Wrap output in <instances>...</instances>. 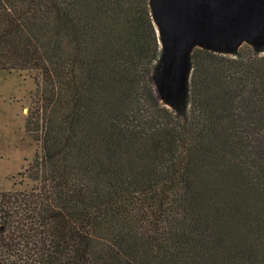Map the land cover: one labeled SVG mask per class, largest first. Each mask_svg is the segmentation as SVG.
I'll return each instance as SVG.
<instances>
[{
	"label": "trees",
	"instance_id": "1",
	"mask_svg": "<svg viewBox=\"0 0 264 264\" xmlns=\"http://www.w3.org/2000/svg\"><path fill=\"white\" fill-rule=\"evenodd\" d=\"M153 11L0 0V71L35 74L39 147L27 188L0 191V264H264V45L193 46L160 103Z\"/></svg>",
	"mask_w": 264,
	"mask_h": 264
},
{
	"label": "water",
	"instance_id": "2",
	"mask_svg": "<svg viewBox=\"0 0 264 264\" xmlns=\"http://www.w3.org/2000/svg\"><path fill=\"white\" fill-rule=\"evenodd\" d=\"M152 6L154 21L165 28L163 74L170 92L183 90L193 46L264 45V0H152Z\"/></svg>",
	"mask_w": 264,
	"mask_h": 264
},
{
	"label": "rangeland",
	"instance_id": "3",
	"mask_svg": "<svg viewBox=\"0 0 264 264\" xmlns=\"http://www.w3.org/2000/svg\"><path fill=\"white\" fill-rule=\"evenodd\" d=\"M156 28L164 47L165 28L160 23ZM150 80L154 96L160 103L165 104L169 97L182 92V88L173 92L168 90L161 64L155 66ZM35 91L34 73L0 71V191L14 193L27 188L20 186V181L39 150L25 131L27 110ZM31 185L28 184V188Z\"/></svg>",
	"mask_w": 264,
	"mask_h": 264
}]
</instances>
